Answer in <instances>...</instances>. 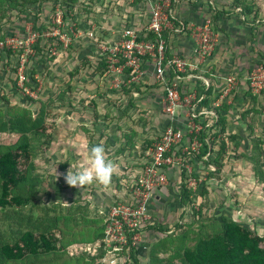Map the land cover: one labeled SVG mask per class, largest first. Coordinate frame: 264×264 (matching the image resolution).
I'll return each instance as SVG.
<instances>
[{"label": "rangeland", "instance_id": "1", "mask_svg": "<svg viewBox=\"0 0 264 264\" xmlns=\"http://www.w3.org/2000/svg\"><path fill=\"white\" fill-rule=\"evenodd\" d=\"M252 1L255 4V9L258 8L262 13L264 7L261 8L260 5L258 7L256 3H264V0ZM43 4L39 13L36 11L37 8L33 7L27 13L19 15L17 18L12 17L11 22L15 23V27L13 28L10 23L9 27L4 26L2 30L6 31L7 34L15 36L16 32H18L15 30H23L25 32L27 29L31 30L33 21L35 20H37L36 24H46L50 26L49 30H51V3ZM111 9L109 10L111 11ZM231 9L228 7L227 10ZM36 12L38 15H35ZM47 13L49 14L47 15ZM102 13L110 17L119 15V12L115 10L111 13L109 11ZM233 15L226 16L227 18H222V20L217 18L213 22L216 27L215 29L214 27L212 28L218 35L217 46L219 50L216 54L220 56L221 62L226 59H222L221 52L223 53L224 51L228 54V58H230V50L235 46V52L241 54L240 57H244L246 55L242 54V50L248 49L247 45H253V34H251L253 30L251 31V28H253L252 26H256V21L251 23L253 17L245 19L241 14L238 17ZM228 17L232 18V21L228 22ZM204 18L210 17L206 15L201 17L202 20ZM251 24L253 25L251 26ZM61 33H66V25ZM99 35L100 30H97L95 33L97 39ZM51 38L54 39L52 41L47 40V42L45 40L41 43L42 46L50 42L54 44L52 47L48 46L47 50H50L49 54L45 53L42 60H40L41 55L38 53L25 56L27 60L26 71L30 73L29 69L36 68L34 78L37 81L38 90L35 88L34 92H32V98L29 97L30 95H26L34 100L33 102H27L25 94L17 86L11 87L15 73L12 72L11 65L5 64L9 70L6 71L4 76L0 73V111L6 112V109L9 107L13 111L15 107H26L35 114L40 106L39 103H41L48 107V112H51L47 119V122L51 125V130L49 131L52 136L51 143L46 145L44 142V147L40 146L35 151L37 153L34 160L36 165L35 174L43 182L39 186L38 208H35L33 214L42 215L41 208L45 206L52 209L54 205L58 209L55 212H50L49 215L65 214V208L72 202L87 200L90 204L89 210L91 211L89 216L92 218L103 217L100 215L101 213L98 208L112 198L113 192L109 188L112 187L113 183L111 182L108 187L95 182L80 188L71 187L67 183L61 185L56 176L58 166L59 164L68 162L67 170L63 172V176H66L69 169L76 170L81 164L86 163L87 150L91 146L102 144L106 147L112 135L118 137V146L124 144V148L127 150L130 148V152L132 151L130 145L133 143L137 147L144 148V142L154 137L153 132L150 130L151 126L155 123L157 125L159 121L158 118H155L150 113V109L153 108L152 103L157 108L158 106L161 108L160 105L156 104L158 103L157 100L153 99L152 93H156V87L155 85L135 83L137 85L134 87L138 86L140 93L138 96H133L132 94V99L129 95L124 94L122 88L118 90L111 89L108 87L109 85L104 84V79L100 75V72L97 71V61L94 55L96 47L94 46L95 42L93 39L87 42L85 37L82 39L74 38L68 48H66V39H64L65 43L62 45L59 37ZM93 46L94 48L92 49ZM86 52L89 53L88 56H84V54H87ZM84 57H90L89 64H84ZM10 60L12 65L16 61L14 58ZM39 62H42V64H39ZM249 63H253L250 68L255 67L254 62ZM77 67L80 70L78 73H75ZM70 72L75 73L72 78H69ZM147 81L151 82L150 80ZM124 87L125 89H130L127 86ZM231 96L228 99L232 98ZM50 103H53V105H50ZM97 103L102 105L98 106ZM93 104L102 110L101 114L98 115L99 117L94 114ZM86 113H88V116H86ZM81 116L89 118L91 122L82 120ZM236 128L242 129L238 124ZM245 132L240 131V133H237L243 134L241 135L244 138L242 148L246 152L247 149L250 150V139H248L247 132ZM13 141L15 139L8 136L0 138L2 144H9ZM253 154V151H249L250 158ZM134 155V161L136 164H140L142 162L140 154L132 152V157ZM253 166L250 159L242 158L235 160L233 155H231L224 170L216 175L217 178L206 180L205 177L207 176V172H209L207 170L211 169L207 165L205 171H203V178H200L201 183L200 185H196L195 190L197 194L201 191L203 185L208 186L207 195L203 199L195 197L194 201L197 204L201 202L205 204V207L201 211V216L193 218L194 213L191 208H187L185 214L181 216V210H179L178 214L174 217L175 221L171 224L167 221H162V219L159 222V219L156 220L158 222L157 226L160 225L162 230H167L166 234L163 231H152V233L144 234L143 237L148 238L147 242L153 243L164 239V242H168L173 248L175 246H180V248L192 246L198 236L192 232L197 233L201 224L206 226L201 228L203 233L211 234L215 232L217 230L216 220L221 216L230 217L249 230L256 232L260 236H264V191L262 184L258 183L254 177V173L252 172ZM193 176L195 177V175ZM194 209L197 210V206H194ZM178 221L183 226L176 230L175 224ZM86 225L83 226L87 228ZM172 228H174L173 232H176L174 236L170 235L173 233L172 230L168 232ZM185 230L192 232L188 233L187 239L180 240ZM143 241L146 242V240ZM162 255L167 258L172 255V251H163Z\"/></svg>", "mask_w": 264, "mask_h": 264}, {"label": "trees", "instance_id": "2", "mask_svg": "<svg viewBox=\"0 0 264 264\" xmlns=\"http://www.w3.org/2000/svg\"><path fill=\"white\" fill-rule=\"evenodd\" d=\"M58 2L65 6L64 21H66V0H0V30L4 26L9 27L10 23L14 28L15 23L11 22L12 17L17 18L19 15L27 13L30 8L36 7V11L39 13L43 3H51V12L53 13ZM231 4L233 10L228 12V15H233L235 9H240L236 14L242 16L254 14L255 18L258 17L259 9H255V4L248 0H232ZM112 11L114 10H109L110 13ZM224 13L223 10L214 9V15L212 18L210 17L214 29L216 27L213 23L214 20ZM33 22L32 31L40 33L50 29V26L46 24H36L37 20ZM172 22L174 27L181 28L183 25L184 32L191 33L187 22H181V24L175 20ZM51 27L53 29L52 25ZM15 31H18L16 34H20L19 30ZM162 36L167 42L169 33L164 32ZM154 37L153 34L148 36L151 40ZM53 45L50 42L42 46L38 41L32 47L36 53L41 55L40 60H42L45 53L49 54L48 46L52 47ZM11 54L8 50V65H12ZM89 61V57H84L85 65L89 64ZM105 67L103 61L97 67L101 76L105 72ZM35 70L36 68H31L29 69L30 73L26 71L28 82H25V86L33 90L36 88L33 85L36 83ZM75 70V73H78L80 68L77 67ZM12 72L15 73V68H12ZM75 73L70 72L69 78H72ZM15 82L16 78L12 81L11 87H16ZM137 84H141V82ZM137 84L130 83L127 86L130 89H125L126 85H124L121 87L122 91L130 96L133 93L139 94V87H134ZM197 93L198 97L204 95L200 105L207 109L211 108L217 115V121L213 128H203L198 135V140L202 145L198 157L201 158L209 153L204 163L215 168L214 171H209V178H217L216 175L224 170L231 155L235 160L247 158L254 165L252 172L257 182L262 184L264 191V143L258 142L256 137L250 136V151L254 153L250 158L242 148L244 138L227 129L229 118L226 113L229 112L230 104L222 103L219 107L211 106L214 102L211 87L207 91H204V88H199ZM234 93L235 91L232 92L233 95ZM25 97L27 102L34 101L28 96ZM39 105L35 114L26 107H15L14 111L9 107L6 112L0 111V138L8 136L15 139L9 144L0 142V264H100L101 258L105 254L103 217L92 218L89 216L91 211L87 200L72 202L65 208V214L49 215L50 212H55L58 209L55 205L52 209L45 206L41 208L42 215L33 214L35 208H38L39 186L43 182L35 174L34 160L37 156L35 151L40 146L44 147V142L49 145L52 139L49 133L51 125L47 122L51 112H48L46 105L41 103ZM153 141L147 140L146 144L151 145ZM68 165V162L59 164L56 171L61 185L66 184L63 172L67 170ZM182 178L179 194L181 216L185 214L187 208H191L194 213L193 218H198L201 216L205 204L194 202L195 197L203 199L208 193V186L203 185L201 191L196 194L188 186L183 174ZM113 186L111 204L123 192L122 188L126 187L127 183L122 178H117ZM194 206H197V210L194 209ZM216 222L217 230L211 234L201 231V228L206 227L202 224L199 225L197 233L185 230L180 240L187 239L189 232L198 235L192 246H183L182 248L175 246L173 248L168 242H164V239L156 242L149 252L150 264H264V236L258 235L227 216H221ZM85 224H87V228L83 226ZM182 226L178 221L175 224V229L178 230ZM148 229L167 233V230H162L160 225H151ZM174 234L176 232L170 235L174 236ZM166 250L172 251V255L167 258L162 255ZM127 251L133 264H140L138 249L129 248Z\"/></svg>", "mask_w": 264, "mask_h": 264}, {"label": "built area", "instance_id": "3", "mask_svg": "<svg viewBox=\"0 0 264 264\" xmlns=\"http://www.w3.org/2000/svg\"><path fill=\"white\" fill-rule=\"evenodd\" d=\"M178 1L66 0V21L65 6L60 2L51 15L53 32L48 30L39 33L27 29L26 32L21 30L19 35L14 36L0 30V73L4 76L9 70L5 66L9 50L12 53L10 59L16 60L12 67L15 68V85L25 96H33L32 92L35 90L25 86L27 81L25 56L36 53L32 47L36 42L42 43L45 40L47 42L52 40L51 37H59L62 45L66 39L65 45L68 48L72 39L85 37L95 42L98 52L97 63L103 61L106 65L102 78L108 87L118 90L124 85L140 82L144 76L143 63L149 62L153 68L154 83L160 86L163 94V112L172 120L180 111H185L188 119L186 132L169 125L158 134L143 152L140 174L122 188L123 192L112 201L113 204L105 211H100V215L103 216L105 248L100 264H133L127 250L138 249L144 234L149 233L148 227L155 225L149 211V203L154 191L167 185L169 168L175 167L179 170V173L186 177L187 184L193 192L199 184L192 174L189 157L199 155L202 146L198 140L199 132L203 128L213 127L217 115L212 109L200 105L204 95L198 97L197 90L204 88V91H207L211 87L204 77L215 49L217 36L210 19H206L202 25H188L191 28L190 36L195 40L192 60L169 53L168 41L166 42L162 33L168 32L170 35L184 32L183 25L176 28L172 22L178 21L173 12V6ZM110 8L121 14L122 22L127 19L133 20L132 15L135 11L147 12L148 16L140 28L128 25L116 29L114 26L111 32H106L110 39L105 42L98 41L95 33L97 30L101 31L102 21L117 18L115 15L110 17L102 13L109 11ZM65 25L66 33H61ZM149 34L155 36L153 40L148 38ZM240 81L251 96L264 94V66L251 68L242 80L234 75L224 77L212 106L219 107L222 103L228 105V98ZM33 85L38 90L37 81ZM214 93L215 90L212 88V96ZM133 96H138V93H133ZM202 118L209 120L204 121ZM186 135L189 137L188 144L181 146ZM210 167L209 171L215 170L213 166L209 165Z\"/></svg>", "mask_w": 264, "mask_h": 264}, {"label": "crops", "instance_id": "4", "mask_svg": "<svg viewBox=\"0 0 264 264\" xmlns=\"http://www.w3.org/2000/svg\"><path fill=\"white\" fill-rule=\"evenodd\" d=\"M232 0H179L176 4L173 6V12L174 16L178 19V23L181 22H187L189 25H202L206 19L210 18H204L201 19L202 16H209L212 18L214 15V9H220L222 8L224 15H219L218 18L222 20L226 19V16L228 15V12L230 13L231 10H233V6L231 4ZM249 1V0H248ZM216 2V3H215ZM251 3H254L252 0L249 1ZM256 5H260L261 8L264 7V3H256ZM229 8H232L231 10H227ZM259 7V6H258ZM148 7H146L147 9ZM240 9H235V12L239 11ZM227 12V13H226ZM258 17L255 18L254 14L242 16L243 18L247 19L248 17H253L251 19V23H254L253 21H256V26H251V34L253 45H247L248 49H243L242 54L246 55L244 57H240L241 54L235 52L236 48L233 46V49L230 50V58H228V54L223 51L222 59H224L223 62L220 61V56H218L217 51V41H218V35L217 41L215 44V49L212 54V57L209 60V67L207 70V73L205 74L207 83L211 85V87L215 90L214 95L212 96V99L216 100L217 98V92L222 86L223 78L227 75H234L236 77H240L242 80L243 77L247 74L248 71H250V66L254 62L255 66H264V10L261 13V11H258ZM236 17H238L239 14H234ZM233 15V16H234ZM147 12L143 13L141 11H135L132 15L133 20H126L125 22H122V16L119 14L116 15V19L112 21H102L101 31L98 38V41L105 42L109 38L107 36L106 32H111L112 28L115 26L116 29L124 28V26H132L135 28H140V25L145 23L147 19ZM232 18L228 17V22L232 21ZM211 20V19H210ZM250 21V20H248ZM212 22V21H211ZM120 27V28H119ZM250 34V36H251ZM242 37V36H241ZM168 45L170 47L169 53L178 54L184 58H187L189 60H192L191 54L194 48V39L190 36V34H187L185 32H178V33H172L168 36ZM87 42L89 39H86ZM90 42V41H89ZM255 43V44H254ZM91 45H93L91 43ZM94 46H96L94 44ZM92 47V49L94 48ZM86 50V49H85ZM83 52V51H82ZM87 53V52H86ZM89 53L84 54V56H88ZM98 52L95 49L94 55L97 56ZM235 55H237L235 57ZM90 58V57H89ZM252 58V59H251ZM95 60H97V57H95ZM99 64L97 63V67ZM254 67V66H253ZM143 72L144 76L141 80V84H147V85H153L154 83V77H153V68L152 65L149 62L143 63ZM144 79V80H143ZM147 80H150L151 82H148ZM105 84V83H104ZM201 85V83L199 82ZM156 93L153 94V99L155 98L157 100L158 105L161 106V108L158 106V108L152 103L153 108L150 109V113L155 118H158L159 121L153 124L150 128V130L153 132L154 137L151 139L153 140L156 138L158 134H160L167 126L172 125L173 127H176L177 129H180L186 132V125L188 119L186 118L185 111H180L172 120L170 117H168L163 112V94L161 92V88H159V85L155 86ZM130 96V95H129ZM132 96V95H131ZM130 96V97H131ZM152 96V95H151ZM234 96V97H233ZM231 96L232 98L228 99V104H230L229 112L227 111V115L229 118V122L227 123V129H229L232 133L241 132H247L248 139L250 136L256 137L258 139V142L264 143V94L260 96H251L249 93H247L245 86L243 82L240 81V84L237 86L234 95ZM132 98V97H131ZM133 99V98H132ZM160 103V104H159ZM213 104V102H212ZM211 104V106H212ZM98 106L102 104H98ZM94 114L98 115L101 114L100 107H95L93 105ZM207 109V108H206ZM211 109V108H210ZM88 116V113H86ZM160 116V117H156ZM164 117V118H163ZM82 120H86L87 122H91L89 118L85 116H81ZM204 121H208L207 119L202 118ZM97 120V119H96ZM240 125L242 129L236 128V125ZM229 126V128H228ZM213 128V127H211ZM209 128V129H211ZM245 130V131H244ZM245 132V133H246ZM238 133V134H239ZM240 135V134H239ZM243 135V134H241ZM240 135V136H241ZM130 137V136H129ZM243 137V136H242ZM149 139V140H151ZM147 141V140H146ZM146 141L144 142V148L137 147L135 143H131V152L130 148L129 150L124 148V144L121 146H118L119 139L117 136L112 135L109 139L108 145L106 144L105 150L109 156L110 159H112L114 162L118 164V171L115 175H113L111 182L114 184V182L117 180V178H122L124 181H126L127 185L130 184L141 172L142 170V164H136L134 161L135 155L132 157V152H136L137 154H140V158H143V152L145 149L149 146L146 144ZM189 137L186 135L184 136V139L181 143V146H186L188 144ZM250 142V140H249ZM250 148V145H249ZM116 151V152H115ZM249 149L246 150V153L249 156ZM114 153H116L114 155ZM200 155V153H199ZM209 153H206L204 156H201V158L194 156L189 157V164L192 168V174L195 175V178L197 181H200V178H203V171H205V168L207 164L204 162L207 160ZM207 156V158H206ZM209 166V165H208ZM208 168V167H207ZM194 171V173H193ZM209 171V170H207ZM209 173L207 172V176L205 177L206 180H211L209 177ZM167 176H168V183L166 186L161 187L159 189H156L152 195V198L149 203V211L151 215L153 216L155 226L156 224L162 219V221H167L169 224L175 221V215L178 214L179 210H181L180 200H179V194L178 190L181 189V184L183 182L182 175L179 173V170H177L175 167H171L167 170ZM213 181V180H212ZM201 181L199 182L200 185ZM113 192V185L109 190ZM111 200V199H110ZM106 201L104 205L99 206L100 211H105L109 206L111 201ZM159 219V220H158ZM158 220V222L156 221ZM173 229H170L169 232H173ZM150 230L149 233H152ZM147 234V233H146ZM149 236V235H147ZM147 237H143L141 240V243L138 247L139 252V261L140 264H149V252L151 247L155 244L153 242H147ZM143 240H146L144 242Z\"/></svg>", "mask_w": 264, "mask_h": 264}, {"label": "clouds", "instance_id": "5", "mask_svg": "<svg viewBox=\"0 0 264 264\" xmlns=\"http://www.w3.org/2000/svg\"><path fill=\"white\" fill-rule=\"evenodd\" d=\"M118 167V164L109 158L104 146L98 144L87 150L86 163L81 164L76 170L67 171L65 180L71 187L80 188L94 182L108 187Z\"/></svg>", "mask_w": 264, "mask_h": 264}]
</instances>
